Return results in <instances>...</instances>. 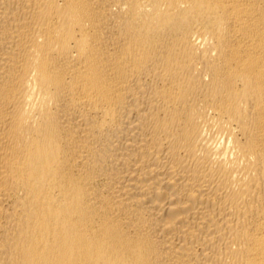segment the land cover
Here are the masks:
<instances>
[{
    "label": "bare ground",
    "instance_id": "6f19581e",
    "mask_svg": "<svg viewBox=\"0 0 264 264\" xmlns=\"http://www.w3.org/2000/svg\"><path fill=\"white\" fill-rule=\"evenodd\" d=\"M0 264H264V0H0Z\"/></svg>",
    "mask_w": 264,
    "mask_h": 264
}]
</instances>
